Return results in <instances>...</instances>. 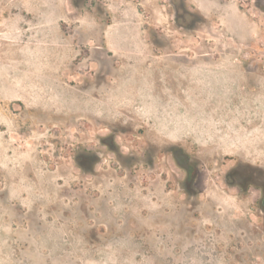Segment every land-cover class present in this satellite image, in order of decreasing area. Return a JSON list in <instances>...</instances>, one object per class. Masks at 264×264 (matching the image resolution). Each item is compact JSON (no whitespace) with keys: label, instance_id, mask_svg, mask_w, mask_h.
I'll return each mask as SVG.
<instances>
[{"label":"rangeland","instance_id":"1","mask_svg":"<svg viewBox=\"0 0 264 264\" xmlns=\"http://www.w3.org/2000/svg\"><path fill=\"white\" fill-rule=\"evenodd\" d=\"M73 2L0 0V264H264L255 191L223 180L264 164V0H184L190 31L168 0Z\"/></svg>","mask_w":264,"mask_h":264},{"label":"flooded vegetation","instance_id":"2","mask_svg":"<svg viewBox=\"0 0 264 264\" xmlns=\"http://www.w3.org/2000/svg\"><path fill=\"white\" fill-rule=\"evenodd\" d=\"M89 0H76L75 8L79 11H86V5ZM169 5L172 8V21L175 26L182 28L184 31H190L194 29L196 24V18L198 13L190 10L184 3V0H168ZM94 9L98 17H108L106 8L103 7L101 1H94ZM108 19H106L107 21ZM105 21V22H106ZM185 22L189 24L186 25ZM109 25L108 22L105 26ZM105 35L101 34V44L93 46V50L103 49L105 45ZM101 145L109 147L113 152L119 156L118 148L114 143V137L112 135H106L98 138ZM172 156L176 160V164L179 168L184 170V175L181 180L184 192L191 198L198 192V188L195 185V174L193 168V160L186 154L181 148L174 147L172 150ZM102 153L97 150H88L86 148H79L75 152V161L84 172H90L94 166L99 162ZM152 159V156H149ZM137 158L132 157L129 160V165L137 162ZM142 162V161H141ZM145 165H148V159L145 154L143 159ZM152 165V164H151ZM224 182L230 187H236L242 196H250L255 191V199L253 201L254 211L256 216L260 219V225H264V164L251 163L243 160L234 161L224 172Z\"/></svg>","mask_w":264,"mask_h":264},{"label":"crops","instance_id":"3","mask_svg":"<svg viewBox=\"0 0 264 264\" xmlns=\"http://www.w3.org/2000/svg\"><path fill=\"white\" fill-rule=\"evenodd\" d=\"M120 32V31H119ZM28 53V52H27ZM38 55V53L35 55V57ZM25 64L26 65H30L29 67H31V66H34V64H35V62H31V60L30 61H28V62H25ZM194 78V77H193ZM192 78V79H193ZM195 79V78H194ZM226 90L227 91H230L231 90V88H229V87H226ZM45 96H44V98L46 97V94H44ZM39 106H45V105H47V102H46V100H44V99H42V97H40L39 98Z\"/></svg>","mask_w":264,"mask_h":264},{"label":"trees","instance_id":"4","mask_svg":"<svg viewBox=\"0 0 264 264\" xmlns=\"http://www.w3.org/2000/svg\"><path fill=\"white\" fill-rule=\"evenodd\" d=\"M73 3H74V5H76V0H74V2H73Z\"/></svg>","mask_w":264,"mask_h":264}]
</instances>
